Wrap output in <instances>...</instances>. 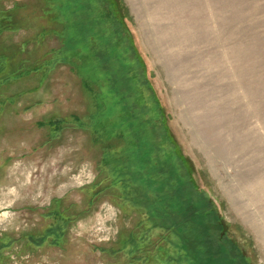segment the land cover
Returning <instances> with one entry per match:
<instances>
[{
    "label": "rangeland",
    "instance_id": "1",
    "mask_svg": "<svg viewBox=\"0 0 264 264\" xmlns=\"http://www.w3.org/2000/svg\"><path fill=\"white\" fill-rule=\"evenodd\" d=\"M76 3L0 0V264H264V0Z\"/></svg>",
    "mask_w": 264,
    "mask_h": 264
},
{
    "label": "trees",
    "instance_id": "2",
    "mask_svg": "<svg viewBox=\"0 0 264 264\" xmlns=\"http://www.w3.org/2000/svg\"><path fill=\"white\" fill-rule=\"evenodd\" d=\"M71 2H72V4L73 5H76L77 3H76V0H71ZM87 46H89V45H87ZM87 46H86V48H87ZM90 47H91V45H90ZM115 67L117 68L116 70H117V73H118V75L120 76V78H121V80H122V85H121V87H122V90H124V91H129L130 89H129V87H128V84H127V82H126V80H131V78H130V75L132 76V74H131V72L129 71L130 69H128L125 65H124V63H121L119 60H117L116 59V57H115ZM111 102L110 103H112V100H110ZM111 106H112V104H111ZM112 110V109H111ZM112 112H113V110H112ZM114 112H115V115H116V117H118L119 119L121 118V116L123 115V113H120V112H118V110H114ZM125 113H128V112H126V110L124 111ZM129 114V113H128ZM121 120V119H120ZM143 135H141L140 137H142ZM139 137V138H140ZM143 138H144V136L142 137V138H140L139 139V143L137 144V145H132V147L133 148H136V147H139L140 145H141V143L144 141L143 140ZM130 148V147H129ZM130 152V151H129ZM131 155V154H130ZM129 155V156H130ZM139 156V155H138ZM142 164V163H141ZM150 164H152V163H150ZM136 165L137 166H139L140 164L136 161ZM162 167H160V166H158V167H156V164H152V165H148V169H151V171H150V178H148L147 180H146V182L147 183H145V185L144 184H142V183H140V182H138L137 180H134V178H132V175H134V173L132 174V168L131 167H129V165L127 166V169L129 170L128 171V176L134 181V182H136L137 184H138V186L141 188V189H146V190H149V191H151V194H150V196H149V204H150V206L153 208V210L155 211V212H157V213H159V214H162L163 215V217H165L167 220H168V218L169 219H172L173 217L170 215V213H169V211H168V206H169V198H171L172 200H173V198H174V189L171 191V189H169V188H167V186H166V184L167 183H170L171 182V180H174L173 182H175L176 183V179L174 178V177H172V175L171 176H169L168 178H166V179H163L162 177H161V175H159L158 174V171L161 169ZM131 169V170H130ZM165 178V177H164ZM163 185V186H162ZM170 185V184H169ZM171 185H172V183H171ZM170 185V186H171ZM172 196V197H171ZM167 208V209H166ZM185 212V211H184ZM181 213L180 215L181 216H183L184 217V214L185 213ZM173 219H177V217L176 218H173ZM190 223H192L194 226L193 227H191V225H190ZM190 223H189V221L187 220V221H184L183 223H182V227H178V228H176L177 229V231H178V233H179V237H180V239H181V241H183V238H185V237H183L182 236V234L184 233V234H187L188 232V234H194V233H192V229L191 228H194L195 227V225H199V222L196 220V219H194L193 220V217H191L190 218ZM188 240V239H187ZM191 246H192V249L194 248V246H197L196 245V243L195 242H193L192 244H191ZM198 250V249H197ZM183 250L182 249H180V252H182ZM187 253H188V250H187ZM187 258H188V260H189V262H191V264H200L199 263V261L196 259V257L194 256V257H192V256H190L189 255V253L187 254Z\"/></svg>",
    "mask_w": 264,
    "mask_h": 264
},
{
    "label": "bare ground",
    "instance_id": "3",
    "mask_svg": "<svg viewBox=\"0 0 264 264\" xmlns=\"http://www.w3.org/2000/svg\"><path fill=\"white\" fill-rule=\"evenodd\" d=\"M200 104H201V102H200ZM197 107V106H196ZM198 108V107H197ZM199 109V111L197 112L198 114H197V116L198 117H200V118H205V112L203 111V110H201L200 108H198ZM204 120H207V119H204ZM205 123V122H204ZM205 125L207 126V128H208V132H212L213 131V128L209 125V124H206L205 123Z\"/></svg>",
    "mask_w": 264,
    "mask_h": 264
}]
</instances>
